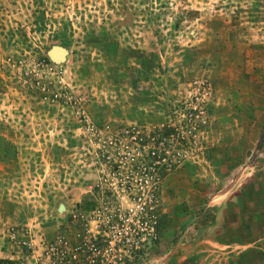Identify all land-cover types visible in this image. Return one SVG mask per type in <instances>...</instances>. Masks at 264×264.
<instances>
[{
	"label": "rangeland",
	"instance_id": "374dc122",
	"mask_svg": "<svg viewBox=\"0 0 264 264\" xmlns=\"http://www.w3.org/2000/svg\"><path fill=\"white\" fill-rule=\"evenodd\" d=\"M0 264H264V0H0Z\"/></svg>",
	"mask_w": 264,
	"mask_h": 264
},
{
	"label": "trees",
	"instance_id": "16d2710c",
	"mask_svg": "<svg viewBox=\"0 0 264 264\" xmlns=\"http://www.w3.org/2000/svg\"><path fill=\"white\" fill-rule=\"evenodd\" d=\"M134 133V130L131 132V134Z\"/></svg>",
	"mask_w": 264,
	"mask_h": 264
}]
</instances>
